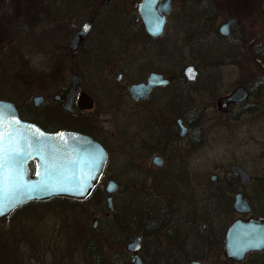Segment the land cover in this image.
I'll list each match as a JSON object with an SVG mask.
<instances>
[{
  "label": "flooded vegetation",
  "instance_id": "af4514ba",
  "mask_svg": "<svg viewBox=\"0 0 264 264\" xmlns=\"http://www.w3.org/2000/svg\"><path fill=\"white\" fill-rule=\"evenodd\" d=\"M142 1L135 0L136 3L128 5L123 0H66V8L60 9L63 5H58L56 0H0V73L11 64H34L42 58H47L54 65L66 66V76L63 81L56 83L52 94L49 109L53 118L45 124L27 118L15 101L8 98L0 100L15 102L20 118L39 126L45 132L67 130L92 137L106 149L107 163L110 149L101 134L110 135L117 140L116 149L129 151L131 172L135 176H161L163 185L158 187L164 199V238L169 241L173 237L178 243L179 234L184 233L185 244L186 238L190 243L184 251L191 249L193 255L198 254L189 264L194 261L202 264H264V248L249 250L237 261L229 257L227 247L228 231L236 221L254 219L264 223V168L250 170L242 162L233 163L224 174L213 173L210 176L212 190L205 189L202 194V172L198 163L202 136L197 115L199 110L189 103V97L192 96L190 88L201 82V65L175 62V65L180 66L179 71H170L173 63L170 64L164 50L174 0L172 11L166 15L162 32L157 36L147 31L140 12ZM166 1L158 0L154 6L160 17L165 14L161 8ZM50 12L55 15L56 23L52 26V45L45 55L27 56V48L33 51L41 49L38 47L39 25L41 17ZM231 17L237 16L228 18ZM85 24H90L87 31L84 29ZM218 28L217 32L222 38H229L236 29L229 36H223ZM188 65L194 66L198 72L195 81H189L184 73ZM117 73L122 75L121 80L115 77ZM151 75L161 79L150 91L137 96L130 93L131 86L148 84ZM75 77L79 80V88L71 99L73 113L65 109V103L74 86ZM204 86L202 82L199 91ZM238 87H244L248 97L242 102L230 103L226 112L220 111L219 99L229 96ZM251 93L252 90L246 85L239 84L216 100V108L223 114L234 113L250 98ZM37 96L43 97L41 105L36 106L34 103L40 108L47 97L43 94ZM122 97L127 99L134 117L128 123L118 122L113 132L111 127L103 128L87 116V113L98 110L121 111ZM59 113L64 116L65 126L61 120L54 118ZM192 155L193 168L189 162ZM259 155L264 160V143L260 146ZM233 165H239L249 175V179L244 181L241 172L232 171ZM35 167V162H31L33 174ZM104 173L105 170L102 177ZM110 179L118 184V192L122 182ZM216 185L220 188L214 189ZM134 186L141 187L138 184ZM238 194L247 202L249 212L235 210L234 203ZM176 208L179 211L175 213V218L172 210ZM202 208L206 216L201 225ZM221 208L230 211L228 216L217 211ZM141 235L143 242L138 254L142 264H147L151 255L148 259L144 254L146 239ZM162 249L166 251L165 259H169L170 246L164 243ZM127 253L130 264H134L133 253ZM208 256L212 258L208 259Z\"/></svg>",
  "mask_w": 264,
  "mask_h": 264
},
{
  "label": "rangeland",
  "instance_id": "374dc122",
  "mask_svg": "<svg viewBox=\"0 0 264 264\" xmlns=\"http://www.w3.org/2000/svg\"><path fill=\"white\" fill-rule=\"evenodd\" d=\"M123 1L128 5L136 3L135 0ZM56 2L63 5L60 9L66 8V0ZM230 16L239 17L241 23L229 38H222L217 28ZM54 18L52 12L41 17L38 39L41 49L27 48V56L48 52L53 40L52 26L56 24ZM165 37L164 55L173 63L171 72L180 69L175 62L200 64L202 69L201 82L189 90L192 95L189 103L198 108L201 124L198 163L202 172V194L205 189L212 190L210 176L224 174L233 163L242 162L250 170L264 168V160L259 155L264 143V62L257 57V53L264 57V0H174ZM124 66L128 68L125 63ZM8 67L0 73V98L15 101L13 103L29 119L45 124L53 118L49 109L52 94L56 83L64 80L66 66L54 65L42 58L34 64L25 62ZM202 82L205 88L199 91ZM239 84L252 90L250 98L234 113L219 112L216 100ZM39 94L47 97L40 108L34 105V98ZM121 101V111L98 110L87 116L103 128L111 127L113 132L118 122L128 123L134 117L127 99L122 97ZM54 118L64 121L60 113ZM101 137L110 149L109 161L93 197L80 205L55 199L27 208L23 206L0 219V258L6 253L13 264H130L125 244L132 233L144 235V254L148 259L151 255L150 264H189L196 258L198 254L193 255L191 249L184 251L190 244L188 238L185 244L184 233L179 234L178 243L173 237L169 241L164 238L162 177L135 176L131 172L129 151L116 149L117 140L112 136L103 133ZM189 162L193 168V155ZM110 178L123 184L113 194L112 212L107 207L108 194L104 190ZM178 211V208L172 210L175 218ZM217 211L225 216L230 213L224 208ZM201 215L202 225L206 216L203 208ZM95 219L98 221L96 230L92 228ZM150 219L158 220L157 226H151ZM162 243L171 248L169 259L164 257L166 251Z\"/></svg>",
  "mask_w": 264,
  "mask_h": 264
},
{
  "label": "water",
  "instance_id": "95a60500",
  "mask_svg": "<svg viewBox=\"0 0 264 264\" xmlns=\"http://www.w3.org/2000/svg\"><path fill=\"white\" fill-rule=\"evenodd\" d=\"M157 1L143 0L140 6L147 31L152 36L161 34L166 15L172 11V0H167L161 8L165 14L160 17L154 9ZM239 24L238 17H231L225 20L218 29L223 36H229ZM89 26L90 24H85L84 29L89 30ZM184 73L189 81H195L198 74L192 65H188ZM115 77L118 80L122 79L119 73ZM160 79L161 77L151 75L148 84L131 86L129 91L134 96L142 95L145 91H150ZM73 84L65 103V109L74 113L71 99L79 88L78 78L73 79ZM247 97L246 89L238 87L229 96L219 99L218 109L226 112L230 103L242 102ZM42 102V96L34 98L36 106L41 105ZM0 113L3 115L5 135L15 128L23 137L18 145L23 151L17 165L19 178L22 181V186L15 196L19 203L9 210L5 201V212L4 215H0V219L6 218L17 208L31 201H43L58 196L85 199L92 193L101 179L107 162V151L98 141L75 131L45 132L39 126L22 120L17 107L9 100H0ZM17 121L18 124L15 123ZM4 148L7 150V143ZM31 161L36 163L34 175L29 167ZM231 169L234 172H241L244 181L249 179V175L239 165H233ZM104 190L108 194L106 199L108 208L114 211L113 194L117 192L118 184L110 179L106 182ZM234 208L241 213L249 212V206L240 194L236 196ZM97 222L95 219L92 226L94 230H96ZM142 242V235L133 233L126 244V250L133 253L132 262L134 264H142L138 254L142 248ZM227 243L229 257L237 261L241 260L249 250L264 248V223L254 219L236 221L228 231ZM191 264L202 263L194 261Z\"/></svg>",
  "mask_w": 264,
  "mask_h": 264
},
{
  "label": "snow or ice",
  "instance_id": "6c2138e0",
  "mask_svg": "<svg viewBox=\"0 0 264 264\" xmlns=\"http://www.w3.org/2000/svg\"><path fill=\"white\" fill-rule=\"evenodd\" d=\"M22 138V134L15 128L5 135L3 115L0 113V215H4L5 201L9 210L13 205L19 203L15 196L22 186L17 168L19 157L23 155L22 149L18 146ZM5 143L8 144L7 150L4 148ZM6 167L7 170H5Z\"/></svg>",
  "mask_w": 264,
  "mask_h": 264
},
{
  "label": "trees",
  "instance_id": "16d2710c",
  "mask_svg": "<svg viewBox=\"0 0 264 264\" xmlns=\"http://www.w3.org/2000/svg\"><path fill=\"white\" fill-rule=\"evenodd\" d=\"M257 57L261 60V61H263L264 62V57L263 58H261L260 56H259V54L257 53ZM96 192V189L93 191V193L88 197V198H86L85 200H79V199H74V198H68V197H55V198H53V199H49V200H46V201H43V202H30V203H28V204H25L24 206H25V208H27V206H30V205H32V204H45V203H48V202H52V201H54L55 199H57V200H59L60 202H62V203H67V204H76V205H80V204H83L87 199H90L91 197H93V194ZM64 205H66V204H64ZM23 207V206H22ZM22 207H20V208H18L16 211H19V210H21V208ZM15 211V212H16ZM150 221H151V226H157V224H158V220H153V219H150ZM12 255V254H11ZM147 259V258H146ZM159 262L161 261V260H158ZM0 264H13L10 260H9V255H7L6 253H3L2 254V256H1V258H0ZM147 264H150V262H149V260H147Z\"/></svg>",
  "mask_w": 264,
  "mask_h": 264
}]
</instances>
